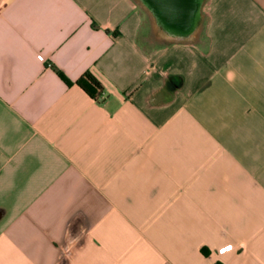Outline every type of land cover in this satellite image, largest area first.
<instances>
[{
    "label": "crops",
    "instance_id": "0c3cea01",
    "mask_svg": "<svg viewBox=\"0 0 264 264\" xmlns=\"http://www.w3.org/2000/svg\"><path fill=\"white\" fill-rule=\"evenodd\" d=\"M189 22L0 0V264H264V0Z\"/></svg>",
    "mask_w": 264,
    "mask_h": 264
},
{
    "label": "water",
    "instance_id": "95a60500",
    "mask_svg": "<svg viewBox=\"0 0 264 264\" xmlns=\"http://www.w3.org/2000/svg\"><path fill=\"white\" fill-rule=\"evenodd\" d=\"M157 18L162 22L167 34L185 37L192 33V29L181 30V22L190 20L194 26L197 18L198 2L200 0H142Z\"/></svg>",
    "mask_w": 264,
    "mask_h": 264
},
{
    "label": "trees",
    "instance_id": "16d2710c",
    "mask_svg": "<svg viewBox=\"0 0 264 264\" xmlns=\"http://www.w3.org/2000/svg\"><path fill=\"white\" fill-rule=\"evenodd\" d=\"M58 74L67 84H70V81L62 73L58 72ZM76 84H78L91 97H96L98 91H101L100 83L89 72H86L82 76H80L77 79Z\"/></svg>",
    "mask_w": 264,
    "mask_h": 264
},
{
    "label": "built area",
    "instance_id": "2783aa9c",
    "mask_svg": "<svg viewBox=\"0 0 264 264\" xmlns=\"http://www.w3.org/2000/svg\"><path fill=\"white\" fill-rule=\"evenodd\" d=\"M102 97H103V95H100V94H99V95H97V98H102Z\"/></svg>",
    "mask_w": 264,
    "mask_h": 264
}]
</instances>
